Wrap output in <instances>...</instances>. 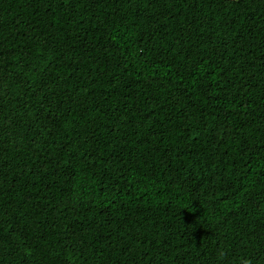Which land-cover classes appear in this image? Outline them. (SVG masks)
Instances as JSON below:
<instances>
[{
  "label": "trees",
  "instance_id": "obj_1",
  "mask_svg": "<svg viewBox=\"0 0 264 264\" xmlns=\"http://www.w3.org/2000/svg\"><path fill=\"white\" fill-rule=\"evenodd\" d=\"M0 264H264V0H0Z\"/></svg>",
  "mask_w": 264,
  "mask_h": 264
}]
</instances>
